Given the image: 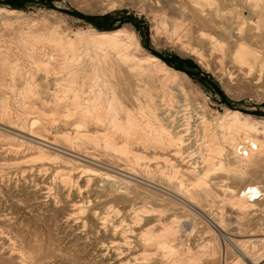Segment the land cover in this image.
I'll list each match as a JSON object with an SVG mask.
<instances>
[{
	"label": "rangeland",
	"instance_id": "rangeland-1",
	"mask_svg": "<svg viewBox=\"0 0 264 264\" xmlns=\"http://www.w3.org/2000/svg\"><path fill=\"white\" fill-rule=\"evenodd\" d=\"M119 29L132 42L121 54L94 38ZM263 32L264 0H0V264H185L179 256L142 260L137 237L172 222L190 224L188 206L167 195L190 198L196 188L163 160L180 150L178 160L198 166L191 177L202 182L192 208L217 223L239 222L250 234L248 255L261 254ZM238 45L245 54L241 63L234 58ZM132 51L155 55L177 74L167 72V78L152 69L153 81L142 78L147 70L124 60ZM95 95L115 111L113 121L95 134L93 124L82 143L72 136L73 126L89 118ZM231 110L242 117L229 119ZM28 114L57 153L15 144L1 130L20 126ZM250 188L263 195H245L247 210L228 202ZM194 220L193 251L212 245L211 239L220 250L201 264H247L225 253L219 230ZM127 224L135 233H127L129 245L120 241Z\"/></svg>",
	"mask_w": 264,
	"mask_h": 264
},
{
	"label": "bare ground",
	"instance_id": "bare-ground-1",
	"mask_svg": "<svg viewBox=\"0 0 264 264\" xmlns=\"http://www.w3.org/2000/svg\"><path fill=\"white\" fill-rule=\"evenodd\" d=\"M213 16V15H212ZM194 20V19H193ZM201 20V19H200ZM215 26H216V23H215ZM264 33V32H263ZM96 40L98 41H102V42H108L110 43V47L113 49V50H116L118 52V54H121L123 51L127 50L126 48L128 46H130V43H132L130 40L128 41H124V38H125V33L122 29H119V30H113V31H99V32H96L95 33V37H94ZM128 38V37H127ZM93 39V38H92ZM126 40V39H125ZM134 47V46H133ZM136 47V46H135ZM263 47H264V34H263ZM137 51V50H136ZM132 52H135V51H132ZM125 56H124V60H127V61H132V63L134 65H138L140 68H142V66L145 68V70L147 71H142L143 73L139 75L142 76V78L146 75L148 77H146L148 80L150 79H153V78L150 76L151 74V70L154 69H158L160 70V72L162 71L164 74L167 75V78H168V74L167 72L169 73H172V74H177V72L175 70H171V68H169L162 60H160L158 57H156L155 55H151V54H148L146 53L145 55H141V54H138V53H133V54H129V53H124ZM132 55V56H131ZM44 56V55H43ZM234 58L237 62L241 63V62H244L245 60V54L244 52L240 49V45L237 46V49L235 51V55H234ZM40 63H41V66L43 68H48L49 67V63L46 62L45 60H40ZM93 67V66H92ZM85 71V70H84ZM86 72V71H85ZM155 72V71H154ZM159 72V71H158ZM161 72V73H162ZM103 75V73H101ZM150 74V75H148ZM154 74V73H152ZM156 74V73H155ZM154 74V75H155ZM159 74V73H158ZM163 75V74H162ZM90 76V74H89ZM144 77V79H145ZM150 78V79H149ZM157 78V77H156ZM166 78V77H165ZM73 79V78H72ZM102 79V78H101ZM153 81V80H150V82ZM149 82V81H148ZM147 82V83H148ZM88 83V82H87ZM149 85V83H148ZM151 85V84H150ZM100 86V85H99ZM127 91V90H126ZM129 92V91H128ZM96 99H95V102L94 104L91 106V108L88 110V115H89V118L87 120H84V123H82L83 125H77L75 124L73 128L75 129L73 134L72 135L74 138H78V140L82 143H86L88 142V139H87V135L89 134H86V133H93L95 134L96 133H101L99 132L101 129H107L108 131V124L107 123H110L112 122V116L113 114L115 113V111L111 110V109H106L104 104H103V98L101 95H98L96 96ZM94 97V98H95ZM8 101V100H7ZM4 103L6 101H3ZM148 103V102H147ZM24 104V103H23ZM67 106V105H65ZM150 106V105H149ZM35 108V107H34ZM67 108V107H66ZM147 108V107H146ZM57 109V108H56ZM151 109V108H150ZM4 110V109H3ZM57 111V110H56ZM83 111V110H82ZM3 112V111H2ZM26 112V111H25ZM66 113V112H65ZM83 113V112H82ZM21 114V113H19ZM32 114V113H31ZM23 115V114H22ZM29 115V114H28ZM227 115H229V119H234V118H239L242 113L237 111V110H231L227 113ZM2 116V115H1ZM4 116V115H3ZM22 117V116H21ZM47 117V116H46ZM203 117V116H202ZM205 117V116H204ZM242 117V116H241ZM22 121L19 123V125H16L15 127H11V128H8L10 130H6V129H1L2 131L4 132H7L9 133L11 136L13 135L12 138H14V141H15V144L16 142L17 143H20L21 145H28L30 147V149H33V150H41V149H47V150H50V151H55V153H57L59 150L56 148V146L54 145V143L52 142V140H50L48 138V136H45L44 133H41L39 132L38 130H36L35 128H37V121L39 120H35V119H32L29 116H23L22 117ZM84 118V116H83ZM82 118V119H83ZM205 118H203L204 120ZM240 119V118H239ZM50 121V120H49ZM55 121V120H54ZM55 123V122H54ZM189 123V122H188ZM204 123V122H203ZM206 123V122H205ZM243 123V122H242ZM59 124V123H58ZM93 124L95 125V130L92 132L94 126ZM186 124V123H185ZM202 124V123H201ZM200 124V125H201ZM29 125V130L28 129H25V126ZM51 125V123H50ZM67 125V124H66ZM73 125V124H71ZM53 126V124H52ZM141 126V124H140ZM189 124H188V128H189ZM202 127V126H201ZM24 128V129H23ZM54 128V127H53ZM56 128V127H55ZM72 128V127H71ZM187 128V129H188ZM191 128V127H190ZM205 127H202V129H204ZM154 129V128H153ZM165 129V128H164ZM185 129V128H184ZM198 129V127H197ZM148 130V129H147ZM206 130V129H204ZM102 131V130H101ZM106 131V130H105ZM146 131V130H144ZM191 131V130H190ZM82 132H85L84 134H82ZM114 132V131H113ZM178 132V131H177ZM205 132V131H204ZM149 133V132H148ZM191 133V132H190ZM199 133V132H198ZM65 134V133H64ZM196 134V133H195ZM134 135V134H132ZM145 135V133H144ZM157 135V134H156ZM159 135V134H158ZM176 135V134H175ZM70 136V135H69ZM93 136V135H92ZM111 136V135H110ZM117 136V135H116ZM119 136V135H118ZM135 136V135H134ZM199 136V135H198ZM71 137V136H70ZM91 137V136H90ZM114 137V136H112ZM144 137V136H143ZM146 137V136H145ZM153 137V136H152ZM162 137V136H161ZM173 137V136H172ZM187 137V135L185 136ZM189 137V136H188ZM11 138V137H10ZM116 138V137H115ZM134 138V137H133ZM165 138V137H164ZM196 138V137H195ZM203 138V136H202ZM206 138V137H205ZM126 139V138H125ZM143 139V138H142ZM178 139L182 142L183 138L179 137L178 136ZM186 139V138H184ZM199 139V138H198ZM114 140V139H113ZM175 140V138H174ZM189 140V139H188ZM206 140V139H205ZM95 141V140H94ZM129 141V140H128ZM136 141V140H135ZM139 140H137L138 142ZM159 141V140H158ZM168 141V140H167ZM171 141V140H170ZM185 141V140H184ZM198 141V140H197ZM127 142V141H126ZM133 142H134V139H133ZM169 142V141H168ZM204 142V141H203ZM76 143V142H75ZM79 143V142H77ZM114 143V142H113ZM121 143V142H120ZM165 143V142H164ZM129 144V143H128ZM133 144V143H132ZM136 144V143H135ZM168 144V143H167ZM199 143H197L198 145ZM131 145V144H130ZM166 145V144H164ZM201 145L204 146L203 143H201ZM211 145V144H210ZM214 145V144H213ZM161 145H159L160 147ZM171 146V145H169ZM145 147V146H144ZM168 147V146H167ZM172 147V146H171ZM201 147V146H200ZM199 147V148H200ZM209 147V146H208ZM207 147V148H208ZM10 148L11 150H15V151H20L21 148H19V146H10L8 147ZM149 148V147H148ZM162 148V147H160ZM159 148V149H160ZM164 148V147H163ZM169 148V147H168ZM210 148V147H209ZM131 149H132V146H131ZM134 149H136L135 153L137 154L138 152V149H140V146H136ZM167 149V148H166ZM178 149V147H177ZM198 149V148H197ZM206 149V148H205ZM63 150V149H62ZM157 150V149H156ZM163 150V149H162ZM169 150V149H168ZM173 150V149H172ZM176 150V149H175ZM174 150V151H175ZM202 150V149H201ZM27 151V150H26ZM127 151V150H126ZM215 151V150H214ZM28 152V151H27ZM40 152V151H39ZM65 152V151H64ZM154 152V151H153ZM181 152V150H180ZM174 152V153H168L167 152L165 153V157H164V161L165 163H168L171 165V168H173V170L180 174L181 177L183 179H185L186 181L190 182L191 184L195 185L196 188L193 192V194L190 196V198L186 197V196H182V195H175V194H172V193H168L167 195L171 196L173 199H175V202H181V205L184 204L186 205L185 207L187 208L188 206V217L190 218L189 220V223L190 224H187L184 226H181L180 227V222L179 223H175V222H172L171 224H167V225H161L162 228L161 230H159L158 232H154V231H151V230H147V231H144L143 233H139V235H137V237L139 238L140 240V246L142 247L143 249V257H141V259L143 260H146V259H149V256H151L152 254L154 255H159L160 257L161 256H165L166 258H173L175 256H179L181 257V259L183 260V262H186L185 264H201V262L204 261V258L205 259H208V260H211L215 257V255L218 253V250H219V244H216L215 241H213V239H211L212 241V245H209L206 244L204 245V249L202 250H199L198 252H195L193 251V249L191 248V244H192V241H191V236L194 234V229H196L195 227V220L194 218H197V216L203 220H206V223L208 224V228L210 227L212 230L211 231H214V230H219L218 232L221 233V235L224 237V240H225V253L229 250H231L234 254L237 255V257L244 261V259L247 261V264H264V251L259 254L255 259H251V257L248 255V252L244 249V243L246 242L247 240V236H250L247 235L246 236V233L244 232V229L242 227V225L239 223V222H235L234 224L232 223H229V222H225V220H222L221 223H217L213 220H209V218H207V215L205 214H202L204 213V211L201 213H199L198 210L200 209H197L199 207H195L194 209L192 208L193 206V203H192V199L191 198H194V195L195 194H201L199 192L200 188V184H202L200 180V178H198V180L194 179L192 180V175L195 174V172H197L196 168L198 166L196 165H192V164H187V165H184V163H181L178 158L180 157V155L182 154V152ZM201 152V151H200ZM49 153V152H48ZM128 153V152H127ZM44 154V153H42ZM47 154V153H46ZM69 154V153H68ZM140 155H138V157L142 156V153H139ZM205 154V153H204ZM49 155V154H48ZM61 155V154H60ZM148 155V154H146ZM157 155V154H156ZM54 155L50 156L53 157ZM86 156V155H85ZM152 157V156H151ZM154 157V156H153ZM156 157V156H155ZM160 156H158L159 158ZM183 157V156H182ZM204 157V156H203ZM56 158V156H55ZM85 158V157H84ZM185 158V157H184ZM43 159V158H42ZM160 159V158H159ZM135 160V159H134ZM137 160V159H136ZM156 160V159H155ZM181 160V159H180ZM200 161V160H199ZM84 162V161H83ZM91 162V161H90ZM138 162V161H137ZM187 163V161H186ZM89 164V163H88ZM97 164V163H95ZM102 164V163H101ZM104 164V163H103ZM80 165V164H79ZM105 165V164H104ZM86 165H84L85 167ZM99 166V165H98ZM103 166V165H102ZM96 168V167H95ZM98 168V167H97ZM108 168V167H107ZM113 168V167H111ZM110 168V169H111ZM200 168V167H199ZM85 169V168H84ZM86 169L89 170L91 168H87L86 166ZM100 169V168H98ZM103 169V168H102ZM116 169V168H115ZM93 170V169H92ZM104 170V169H103ZM108 170V169H107ZM106 170V171H107ZM114 170V169H113ZM112 170V171H113ZM122 170V169H121ZM76 171V170H75ZM83 171V169H82ZM91 171V170H90ZM101 171V169H100ZM151 171V170H150ZM206 171V170H205ZM103 172V171H102ZM109 172V171H107ZM115 172V171H114ZM91 173V172H90ZM93 173H96V170L95 172ZM124 173V172H123ZM129 173V172H128ZM206 173V172H205ZM105 174V173H104ZM119 174V173H118ZM122 174V173H121ZM120 174V175H121ZM98 175H100L98 173ZM106 175V174H105ZM109 175V174H108ZM112 175V173H111ZM109 175V177L111 176ZM113 175H116L115 173ZM126 176V174H123ZM206 176V174H204ZM118 176V175H117ZM189 176V177H188ZM195 176V175H194ZM127 177V176H126ZM198 177V176H197ZM112 178V177H111ZM114 178V177H113ZM127 178H130V177H127ZM106 179V178H105ZM108 179V178H107ZM132 179V177H131ZM112 180V179H111ZM136 180V179H135ZM204 182L205 179H203ZM110 181V180H108ZM137 182H140L138 180H136ZM142 181V180H141ZM116 182V181H115ZM145 182V181H144ZM151 182V181H150ZM183 182V181H182ZM112 183V182H111ZM149 183V182H148ZM181 183V182H180ZM189 183V184H190ZM207 183V182H206ZM205 183V184H206ZM147 184V182H146ZM151 184V183H150ZM155 184V183H154ZM185 184V183H184ZM119 186H121L120 184H118ZM118 185H116L117 187H119ZM133 185V184H132ZM153 185V184H152ZM158 185V184H157ZM127 186V185H126ZM128 187V186H127ZM126 187V188H127ZM190 187V186H189ZM203 187V186H202ZM253 187H255L253 185ZM251 187V188H253ZM157 188H160L159 186ZM167 188V187H166ZM248 190L247 192H243L242 195L243 197L241 196V199L240 200H231V201H228L232 206H236L237 208H239L241 211H245L247 210L246 207L249 206L248 205V201H247V197H252L253 199L255 198L254 196L255 195H263L262 192H261V188L256 190V189H251ZM207 189V188H206ZM247 189V188H246ZM190 190H193V188H190ZM113 191V190H112ZM168 191H170L168 189ZM201 191V190H200ZM203 191V190H202ZM246 191V190H245ZM198 194V195H199ZM116 195V194H115ZM188 195V194H187ZM245 195H247V197H245ZM189 196V195H188ZM118 197V195H117ZM121 197V196H120ZM199 197V196H198ZM122 198H120L121 200ZM160 199V198H159ZM113 203L115 201H112ZM227 202V203H228ZM253 203V201H252ZM195 204V203H194ZM230 205V206H231ZM251 205V204H250ZM196 206H197V203H196ZM202 209V208H201ZM251 209V208H250ZM204 210V209H203ZM207 214V213H206ZM98 216L95 217V219L97 218ZM100 217V216H99ZM138 216H134L133 219V223H137L136 220L138 219L137 218ZM179 217V216H178ZM205 217V218H204ZM193 218V219H191ZM132 219V220H133ZM179 219V218H178ZM212 219V218H211ZM215 219V218H214ZM102 220V219H101ZM108 220V219H107ZM177 220V219H176ZM187 220V219H186ZM200 220V219H199ZM111 221V220H109ZM122 221V220H121ZM123 221H126V220H123ZM178 221V220H177ZM242 222V221H241ZM116 223V221H115ZM127 223V222H126ZM107 224V223H106ZM110 224V223H109ZM132 224V223H131ZM121 225H125V224H121ZM114 226V225H113ZM119 226V225H118ZM128 226V227H127ZM127 229L123 230L121 229L122 231V234L120 235V241L124 242V240L126 241V239H128V235L127 233L129 234V232L131 233H134V230L132 229L133 226L127 224ZM131 228H130V227ZM116 227V226H115ZM114 228V227H113ZM119 228H121L119 226ZM146 230V229H145ZM114 231V230H113ZM117 231V230H115ZM249 231V230H248ZM196 233V231H195ZM113 234V233H112ZM135 234V233H134ZM133 234V235H134ZM263 235V234H262ZM115 236V235H114ZM252 237V236H251ZM262 237V236H261ZM264 237V236H263ZM117 238V237H116ZM250 238V237H249ZM130 239V238H129ZM128 239V240H129ZM251 239V238H250ZM262 240V239H261ZM119 241V242H120ZM249 241V240H248ZM259 241V240H257ZM134 242V241H133ZM132 243V242H131ZM129 243V244H131ZM252 244V242H250ZM125 244V242H124ZM129 244H125V245H129ZM135 244V243H134ZM204 244V243H203ZM211 244V243H210ZM137 246V244H136ZM139 246V247H140ZM131 247V246H130ZM258 249V248H257ZM140 250V249H139ZM248 250V249H247ZM141 251V250H140ZM220 251V250H219ZM121 252V251H120ZM119 252V253H120ZM123 252V251H122ZM126 252V251H125ZM30 253V251H29ZM253 253V252H251ZM251 255V254H250ZM253 255V254H252ZM257 255V254H256ZM255 255V256H256ZM122 256V253L121 255ZM218 256V255H217ZM16 258V256H14ZM32 257V256H31ZM84 257V256H83ZM152 258V257H151ZM225 258V257H224ZM128 259V258H127ZM176 259V258H175ZM174 259V260H175ZM218 259V258H217ZM236 259V257H235ZM239 259L237 261H239ZM118 260V259H117ZM0 261H1V258H0ZM10 261H12L10 259ZM224 261V260H223ZM122 262V260H121ZM127 262V261H126ZM131 262V261H130ZM13 263V261H12ZM143 263V262H142ZM245 263V262H244ZM130 264V263H129ZM143 264H146V263H143ZM225 264V263H224Z\"/></svg>",
	"mask_w": 264,
	"mask_h": 264
}]
</instances>
